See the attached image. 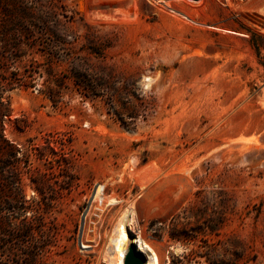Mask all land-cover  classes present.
I'll list each match as a JSON object with an SVG mask.
<instances>
[{"label":"rangeland","instance_id":"374dc122","mask_svg":"<svg viewBox=\"0 0 264 264\" xmlns=\"http://www.w3.org/2000/svg\"><path fill=\"white\" fill-rule=\"evenodd\" d=\"M22 2L24 14L0 0V27L32 20L27 28L46 46L49 30L69 33L55 77L86 64L106 85L83 102L62 81L56 105L36 89L8 93L3 134L28 157L21 184L36 226L27 243L42 247L36 264H110L103 250L127 206L160 264L190 251L191 264H204L205 241L219 252L234 239L256 255L249 264H264V0ZM30 60L45 71V56ZM222 199L228 219L219 234L189 245L170 239L215 221Z\"/></svg>","mask_w":264,"mask_h":264},{"label":"trees","instance_id":"16d2710c","mask_svg":"<svg viewBox=\"0 0 264 264\" xmlns=\"http://www.w3.org/2000/svg\"><path fill=\"white\" fill-rule=\"evenodd\" d=\"M13 5L12 11L26 13L27 8L22 0H8ZM7 11V10H5ZM0 27V264H36L42 247L35 243H27L32 238L34 224L33 219L25 214L29 209L21 184V174L23 168L28 167V157H17L18 150L11 144L3 134V120L10 112L8 93L14 89L26 88L36 89L38 93L47 96L54 105L60 102L62 81H69L76 92L85 102L98 96L100 91L106 89V85L101 82V77L92 74L87 65L78 64L72 67L68 73L55 77L53 73V61L60 55L59 48L71 43L67 40L69 33L58 34L56 30H49V43L42 45L37 41L36 33L26 25H35L32 20L24 25L20 18L12 17L3 19ZM39 24L52 22L51 20L38 19ZM88 55H94L102 58V53L95 49L84 48ZM32 53L45 56L48 60L45 71H42V64L36 61L24 62ZM69 58L70 54L66 53ZM84 59V58H83ZM87 60V58H85ZM46 75V76H45ZM131 108L128 113L132 117ZM63 144V143H61ZM28 170V169H27ZM197 191L196 195H199ZM220 196L223 191H216ZM226 200L220 201V209L215 221L204 219L201 221L203 229L196 231V235L190 237L184 231L179 233H170V239L174 241L186 242L191 244L195 242L199 234H219L227 221V212L225 211ZM184 219L186 214L184 212ZM196 218V217H195ZM201 218H196L200 222ZM13 220H17L15 224ZM158 222L153 221L150 227L153 228ZM155 233L164 230V226L157 227ZM192 231V230H191ZM14 238L17 243L10 241ZM26 241L24 242V240ZM46 240V239H45ZM206 250L200 257L204 258V264H249L256 261V255L248 253L247 247L242 241L234 239L230 242H220L219 252L215 247L204 242ZM30 244V245H29ZM16 246V248H14ZM17 249L14 255V250ZM27 250V251H26ZM18 251L20 253H18ZM22 255V256H21ZM15 256L17 259H15ZM196 252L190 251L183 257L171 255L169 264H191L194 262ZM198 264H200L197 261Z\"/></svg>","mask_w":264,"mask_h":264},{"label":"bare ground","instance_id":"6f19581e","mask_svg":"<svg viewBox=\"0 0 264 264\" xmlns=\"http://www.w3.org/2000/svg\"><path fill=\"white\" fill-rule=\"evenodd\" d=\"M149 80L148 78L145 79L146 82H149ZM100 196L101 189L99 188L95 198L100 199ZM114 203H116L115 200L110 201L111 205ZM98 208L99 210H104L103 205ZM88 217H90V214H88ZM134 222L135 215L133 210L129 206L123 207L112 225L110 237H108L106 247L103 250L104 256L107 257L110 264H123L129 245L134 244L137 251L145 257L146 264H160V260L151 245L142 236L134 233ZM82 247L89 246L82 241Z\"/></svg>","mask_w":264,"mask_h":264},{"label":"water","instance_id":"95a60500","mask_svg":"<svg viewBox=\"0 0 264 264\" xmlns=\"http://www.w3.org/2000/svg\"><path fill=\"white\" fill-rule=\"evenodd\" d=\"M123 264H146V259L142 254L137 251L135 245L131 244L128 247V250L123 260Z\"/></svg>","mask_w":264,"mask_h":264}]
</instances>
